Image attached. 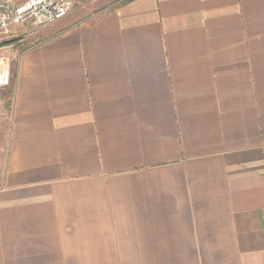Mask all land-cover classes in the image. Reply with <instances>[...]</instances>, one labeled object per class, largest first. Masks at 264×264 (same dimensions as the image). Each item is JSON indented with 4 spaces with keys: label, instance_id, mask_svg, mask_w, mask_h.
Returning a JSON list of instances; mask_svg holds the SVG:
<instances>
[{
    "label": "crops",
    "instance_id": "1",
    "mask_svg": "<svg viewBox=\"0 0 264 264\" xmlns=\"http://www.w3.org/2000/svg\"><path fill=\"white\" fill-rule=\"evenodd\" d=\"M2 80L0 264H264V0H123Z\"/></svg>",
    "mask_w": 264,
    "mask_h": 264
},
{
    "label": "rangeland",
    "instance_id": "2",
    "mask_svg": "<svg viewBox=\"0 0 264 264\" xmlns=\"http://www.w3.org/2000/svg\"><path fill=\"white\" fill-rule=\"evenodd\" d=\"M120 1L123 0H74L67 16L50 27L41 30L30 25L16 27L13 35L7 40V45L0 46V65L9 68L13 76L22 52L70 26L90 23L101 13L114 8Z\"/></svg>",
    "mask_w": 264,
    "mask_h": 264
},
{
    "label": "built area",
    "instance_id": "3",
    "mask_svg": "<svg viewBox=\"0 0 264 264\" xmlns=\"http://www.w3.org/2000/svg\"><path fill=\"white\" fill-rule=\"evenodd\" d=\"M74 0H0V46L15 28L30 25L39 30L54 25L67 16ZM4 65H0V89L3 87Z\"/></svg>",
    "mask_w": 264,
    "mask_h": 264
},
{
    "label": "trees",
    "instance_id": "4",
    "mask_svg": "<svg viewBox=\"0 0 264 264\" xmlns=\"http://www.w3.org/2000/svg\"><path fill=\"white\" fill-rule=\"evenodd\" d=\"M8 43V42H7ZM7 43H5V45H7Z\"/></svg>",
    "mask_w": 264,
    "mask_h": 264
}]
</instances>
